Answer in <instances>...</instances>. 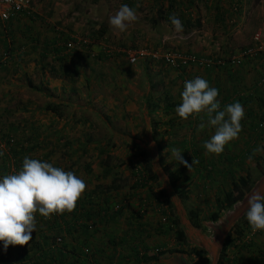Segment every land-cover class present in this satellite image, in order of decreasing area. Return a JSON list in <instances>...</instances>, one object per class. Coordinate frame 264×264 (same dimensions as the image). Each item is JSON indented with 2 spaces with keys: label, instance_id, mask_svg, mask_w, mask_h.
<instances>
[{
  "label": "rangeland",
  "instance_id": "1",
  "mask_svg": "<svg viewBox=\"0 0 264 264\" xmlns=\"http://www.w3.org/2000/svg\"><path fill=\"white\" fill-rule=\"evenodd\" d=\"M196 1L197 4L183 2L182 7L179 6L178 11L188 15L195 25L189 32L178 35L171 23L162 20L154 24L148 20L155 18L160 0H31L33 17L35 15L38 25L50 31L46 34L49 41L64 35H58V29L68 33L62 17L65 20L73 18L72 27L67 26L75 30L67 35L72 50L61 52L66 61H58L72 74L73 94L65 98L67 104L61 107L63 116L60 118L43 110L56 94L49 88L56 82L42 85L38 83L39 69L34 77V72L19 68L21 61L25 64L37 57L41 40L39 26L33 19H30L33 22L27 21L29 29L25 30L22 39L30 45L20 46L23 49L18 51V56H10L9 48H3L0 41V151L4 154V159H0V176L19 171V163L22 164L25 155L73 171L86 183L81 200L90 201L95 211L103 216L97 217L95 213L87 219L81 217L80 212L75 215L65 212L46 219L37 213L36 231L28 244L10 245L13 248L8 247L6 252L0 245V257L6 253L11 255L7 264H37L40 252L49 250L53 256L47 257L45 263L60 264L53 263V259L56 248L62 245L67 257L61 264H117L120 259L115 255L101 256L110 252L106 248L110 234L115 235V239L120 235L126 238L122 249L117 246L119 253L125 251L130 236V247L136 245L137 256H152L161 250L159 264H175L176 260L172 258L177 249L184 252L188 264H203L197 253L215 264V257L221 256L222 236L214 227L222 224L220 230L231 235L227 249L220 257L222 264H264V232L251 230L245 215L247 208L230 222L228 219L234 208L219 210L221 206H216V201L222 202L225 193L233 189L236 206L239 199L247 197L256 188L264 194V183L257 185L264 178V150L254 154L257 147L264 149V136L259 137L256 129L264 118V0H248L246 4L242 0L239 13L243 7L247 8L240 23L235 22L234 16H227L223 23L217 21V12L213 8L216 0ZM166 3L167 0L164 5ZM122 4L135 10L137 21L124 33H119L110 26L109 17L115 15ZM85 20L86 24L82 26ZM101 28L105 34L100 33ZM90 30L94 31L91 38L86 34ZM18 37L8 42H18ZM93 38L106 39L110 43L118 41L121 56L126 60L125 51L146 47L161 53L194 55L205 62L189 63L180 70L164 65L160 60L140 59L141 63L131 64V68L135 67L137 71L139 63L143 64L144 71L132 83L127 75L109 78L112 68H105V76H101L105 81L111 79L110 87L112 84L117 87L115 97L114 94L107 96L105 82L100 84V79L97 82V73L103 70L97 71V62L92 64L97 59L90 54ZM247 50L249 52L243 55ZM47 54L40 62L46 58L45 64H50V57L56 58L52 50ZM86 57L91 59L87 64L89 68L80 65ZM45 71L51 78L56 73L54 68L50 71L49 65ZM94 73L96 78H90ZM26 74L30 76V84ZM177 75H182L181 81ZM167 77L168 82L157 83ZM195 77L206 79L211 87L218 89L222 108L235 101L244 107L245 118L241 121L239 138L226 146L220 155L210 154L203 147L214 129L205 126L198 131L202 123L199 117L185 120L175 111L181 103L184 82ZM148 83L159 84V87H153L154 90L144 98L146 106L148 101L156 106L153 112L145 114V104L134 91L142 95ZM89 85L93 88H88ZM103 98L112 101L113 108H103ZM136 101L138 111L135 113L131 104L135 106ZM99 106L101 110H98ZM148 126L155 127L149 137L145 130ZM262 129L264 126H261V132ZM172 149L183 152L190 167L172 161ZM14 151L18 154H13ZM4 163L7 169L3 173ZM157 169L162 177L157 174ZM155 173L158 177L153 180L151 177ZM247 174L253 184L250 192L232 187V180ZM217 211L219 218L211 221L210 215ZM191 213L201 222L199 229L192 227ZM175 217L180 220L178 224L173 222ZM109 246L112 247L110 243ZM84 251L87 256L82 254ZM24 254L25 259L20 258ZM135 259L133 255L121 260L136 264Z\"/></svg>",
  "mask_w": 264,
  "mask_h": 264
},
{
  "label": "clouds",
  "instance_id": "2",
  "mask_svg": "<svg viewBox=\"0 0 264 264\" xmlns=\"http://www.w3.org/2000/svg\"><path fill=\"white\" fill-rule=\"evenodd\" d=\"M34 18L35 15L28 17ZM135 21L136 12L128 4H122L115 15L109 17L110 26L119 33H124ZM169 21L176 33L184 31L178 16L171 15ZM180 95L181 103L175 108L177 115L185 120L199 117L202 123L198 131L205 126L214 129L203 144L208 153L220 155L226 146L239 138L241 121L245 118L244 107L239 101L222 108L218 89L211 87L202 77L186 80ZM262 150L257 147L254 154ZM182 153L179 149H172V161L190 167ZM85 191V181L73 171L25 155L19 171L0 176V245L3 250L6 252L10 245L23 246L32 240L37 213L46 219L54 214L71 213ZM245 215L253 232H264V194L257 191L248 198Z\"/></svg>",
  "mask_w": 264,
  "mask_h": 264
},
{
  "label": "crops",
  "instance_id": "3",
  "mask_svg": "<svg viewBox=\"0 0 264 264\" xmlns=\"http://www.w3.org/2000/svg\"><path fill=\"white\" fill-rule=\"evenodd\" d=\"M152 1L154 2V0H152ZM163 1L166 2V0H163ZM153 2H151V5L152 6L154 4ZM183 2H184V4L186 3L185 1H183ZM137 4L138 3H136V5ZM67 18L68 19L65 20V18L63 19V17H62L61 18V21H63V23L66 24L63 27L68 31V33H65L62 29H58V32H57L58 35L61 34V33H63L65 36H67V35H69V33H72L73 34L75 32V30L73 28H71L72 27V23L71 22H73V18H71V17L70 18L67 17ZM27 21H29V23L34 21L35 25L39 26V31H40L39 38L41 40H40V44L37 47L38 48L37 49V52H36L37 57H35V60L32 59V60H30L27 63L25 62V64H27L28 66H26L25 64H22L23 61H21L20 64H19V68L22 67L21 70L22 71H25V72H26V70H27V72H34V77H36L37 70L39 69L40 70L39 71V77H40V79H38V83H41L43 85L44 82H50V81L51 82L52 81H55L56 82L55 84L51 85V87H49V88H51V92H55L56 93L55 96L51 98V101L57 99V100L62 101L64 104H67V101H66L67 99H65V98H69V96L71 94H73V93H71L72 90H73L72 87H71V85L74 82V79L71 77L72 74L70 75V73H68L69 70H68V68L65 65H61L59 63L61 59H57V58L50 57L51 60H52L50 64H45L47 62L46 61V58H45V60L43 62H40V60H42L41 59L42 56L44 57V54L45 55H48L47 53H49V51H48L49 47L51 48L53 46L52 43H54L55 40L58 37L56 39H55V37H53L52 39H50V41L47 40L46 34L48 32H50V31L46 30L45 28H42L40 24L38 25V23L36 22V19H33V21H32V20L28 19V17H26V16H20L17 19L13 20L7 26V28H4L5 26H3L2 24H0V41L2 43L1 46H4L3 48H5L6 50H7V48H9L10 56H11V54H12V56L13 55L18 56V51H22V49H23V48H20V46H25V48L28 47L30 45V43H26V41L22 39L23 38L22 36L24 35L25 30L29 29V27H27ZM86 21L87 20H85L83 22L82 26L86 24L85 23ZM67 26H71L70 29H68ZM99 31H100V33H104L105 34V30L103 28H101V30H99ZM93 33H94L93 30L86 31V34H88V36L90 38H91V35ZM18 35H19L18 42H17V40L14 43L13 42H11V43L8 42V41H12V40L16 39V37ZM117 35H120V34H117ZM178 35H181V34L178 33ZM119 38H120V36H118V39ZM37 40L38 39H35V41H37ZM112 40H114V39H112ZM61 44H62L61 42H58L57 45H56V48L57 47H60ZM91 44H92L91 45L92 47L90 49V51H91L90 54L92 56H94L95 58L99 59V60L95 59L94 62L92 61V64H95L97 62L96 63L97 64V71L103 70V71H100L99 73H97V77H98L97 78V82H98L99 79L101 80L100 84H102V83L105 82L104 90L107 93V96L109 94H112V95L114 94L113 96L115 97L116 96V91H114V90L117 89V87H116L115 84H112L111 87L109 86L110 85V82H111V79L109 80V78H111V77L121 78V77L127 75V76H129L128 81H130L132 83L135 79H137V77L139 76L140 72L144 71L143 64H139V63H141V61H139L138 65L136 66L138 68L137 71L135 70V67L134 68H131L132 67L131 64H129L128 61L121 56V53H120V50H119L120 47H119L118 41L117 42L110 43L109 41H106V39H103V40L102 39L101 40L99 39L98 40V39L93 38L91 40ZM115 46H117V47H115ZM69 54L70 53H67L66 55H69ZM57 55H60V53L59 54H55L56 57H57ZM61 56H63V55H61ZM86 58L81 61V64L80 65L85 66V68H89L88 65L90 64L91 59H89V57H86ZM25 61H27V60H25ZM65 61L66 60H64V62ZM142 63H144V60L142 61ZM48 65H49L50 71L52 70V68H54L56 70V73H54L55 75H53L52 78L49 75V73H47V71L43 72V70L45 68H47ZM29 67L33 71H30L28 69ZM105 68L107 70H109V68H112V72L108 74L109 78L106 81L104 80V77L101 76L102 74L105 76V74H104ZM57 71L59 72V74H57ZM166 71H168V73H171L172 72L171 70H166ZM122 72H125V74L122 75ZM95 74L96 73H94L93 75H91L90 78H96L95 77ZM131 75H132V78L130 77ZM26 76L28 78V83H30L29 82V81H31L30 76L28 74H26ZM177 76H178V78L181 81V76H179V75H177ZM167 80H168V77H167V79H165V80L162 79V80L158 81L157 83L168 82ZM85 84L87 85V83H85ZM100 84L98 86L99 87H102ZM148 85H149V83H148ZM90 87L93 88V85H89L88 88H90ZM129 87H131V85H129ZM153 87L154 88L157 87L156 89H158L159 84H156L155 86L154 85L147 86V88L143 91L142 95L141 94H138L136 91H134L135 92V95L138 96L139 99H141V103H143V105L145 104V108H146L145 109V114H148V113L153 112V107H154V109H156V106H154L155 104L152 101H148L149 103H147V106H146V103L143 102L144 101V98L146 99L148 97V94H150L152 92V90H154ZM64 94H66V97H61V96H64ZM150 98L151 97H149V99ZM138 101H136V105L135 106H134V104H131V108L135 109V113L138 111ZM114 103L116 104V102H114ZM112 104H113L112 101H110L108 99L106 101V98H103V101H102V107L103 108H105V107L108 108V106H110L109 108H113L112 107L113 106ZM98 110H101V107L100 106H99ZM154 126H151V127L148 126V128L147 127L145 128V130H146V136L147 137H149V134L152 135L154 133V129H155ZM260 130H258L259 131L258 136L259 137L260 136H264V129H262L263 132H261ZM263 143H264V137H263ZM109 242H110V240H109ZM115 242H116V245H112V247H110L109 246V243H108V246L106 248H109L110 249L109 250L110 252H106V254H103L101 256L107 257V256L110 255V257H112V256L115 255L117 258L120 259V263L117 262V264H126L127 262L122 261L121 259L122 258H130L133 255L135 256V254L137 253V252H135L136 246L133 245L132 247H130L131 246V244H130L131 240H127L126 244L128 243V245H126L125 251L123 252V250H122L123 253H121V252L119 253V252H116L117 246H120V248L122 249V246L125 245L124 244L125 241L123 240V236L122 235H120V237L118 236L117 237V240ZM9 248H13V247H9ZM106 248H105V250H106ZM123 249H124V247H123ZM217 257L218 256H216L215 258L217 259ZM220 257L221 256H219L218 258H220ZM134 261L137 264V260L135 259ZM167 264H168V262H167Z\"/></svg>",
  "mask_w": 264,
  "mask_h": 264
},
{
  "label": "trees",
  "instance_id": "4",
  "mask_svg": "<svg viewBox=\"0 0 264 264\" xmlns=\"http://www.w3.org/2000/svg\"><path fill=\"white\" fill-rule=\"evenodd\" d=\"M207 1L208 0H205V2H207ZM244 1H245V4L248 2V0H244ZM167 2L168 3H166V5H164V2L162 0H160V8L158 9L157 13L155 14V16H154L155 18H152V19L149 18L148 20H151V22L154 23V24H157L158 21H162V20H163V22L169 24L170 23L169 17L171 15L175 14L176 16H178L181 19V21H182V23L184 25V31L183 32L184 33L189 32L190 29L195 25V21L194 20H190L189 17H187L188 15L185 16L184 13H181V11H178V10H180V7H182L183 2L180 3L179 1H176V0H167ZM185 2L187 4H189V5L197 4L196 0H185ZM208 3H210V1ZM241 3H242V0H216V3L214 5V7H213L215 9V11L217 12L216 20L220 21L221 23H223V20L225 21L227 19V16H230V17L234 16V17H236V21L235 22L240 23L244 19V17L246 16L244 11L247 8V6L243 7L242 11L239 13L240 8H238V7L240 6ZM176 11H178V12H176ZM11 22L12 21H10L8 23H1L0 22V24L5 26L4 28H7V26ZM196 22L199 23V20H197ZM70 40L71 39H69V36H65V35L60 36V37H58V39L55 40L54 43H52L53 46L51 48L49 47L48 51L52 50V52H54L55 54H59L60 53V55H57L56 58L57 59H61L60 61H63L64 57L61 56L62 55L61 52L67 51V50H69V52H71V50H72V48L67 49V46H66V44ZM58 42H61L62 44L60 45V47L56 48V45H57ZM181 70H182V68H181ZM243 100H246V99H243ZM64 105H66V104H64L62 101L56 99V100H52L50 102H47L44 105L43 110L47 111V112H50V113H52V114H54V115H56L57 117L60 118V117L63 116L61 107H63ZM261 126H264V119H262L261 122L258 124V126H256L257 131H258V129H261ZM13 154H18V153L16 151H14ZM0 159H4V157L0 156ZM19 166L21 167L22 164L19 163ZM1 169L4 170V171H2L4 173L5 170L7 169L5 163L3 164ZM157 170H158L157 174H160L161 176H163L161 174L160 170L159 169H157ZM146 171L148 173H150V170L148 168L146 169ZM157 174L155 173V175H152L151 178L154 180V178L158 177ZM263 183H264V178H261L259 180V182L257 183V185H262ZM231 185H232L233 188H236L238 190L245 189L247 191H249L250 188H252V186H253V184L250 183V176L248 174L245 175L244 177L237 178L236 181L232 180L231 181ZM258 190H259V188H256L254 192H256ZM253 193H251L250 195H247V197H245L243 199H239L240 203H239L238 206H236V201L237 200L233 199V194H234V189H233L232 191H228V192L225 193V195H224V197L222 199V202L216 201V206L217 207L221 206V208L219 210H222L223 208H232L233 207L234 208L233 213H231V216L229 217L228 221H230V222L234 221V220L237 219L238 213H240L242 209L245 210L247 208V200ZM85 201H87V203ZM85 201L81 200V198H80L78 200L77 204H76L75 210L73 212H71V213H73V215H75L76 212L77 213L80 212V216L81 217H83V218L85 217L87 219H90V216L92 214L97 213V212L95 211L94 206H93V204L90 201H88V200H85ZM96 216L97 217L98 216L99 217H103V216H101L98 213H97ZM191 216L193 218V219H191L192 227L199 229L200 226H201V222L198 220L196 214L191 213ZM218 218H219V211H217L216 213H212L210 215V220L211 221H216ZM173 222H174V224H178L180 222V220H179L178 217H175ZM220 226L222 227L223 224L220 225ZM220 226L217 225V227H214V230L219 235L222 236L221 243H220V249H219V255L222 256L225 253L226 249H227L228 242L230 241V236L231 235L229 233H225L223 230H220L221 229ZM235 227L237 228L238 224H236ZM237 230L239 232H241L242 229L240 230V229L237 228ZM109 238H110V242L109 243L111 245L116 244L115 241L117 239H115V235L110 234ZM129 238H130V236H128L127 239L130 240ZM123 240L125 241L126 238H123ZM182 240H185V239H182ZM63 249H64L63 245L60 248H56L57 252H56L55 258L53 259V263L54 262H58V263L61 264L62 260L67 257L66 256V252L63 251ZM176 252L177 253H173L175 255V257H173V258L171 257L172 259L176 260L174 263L175 264H188L187 260L185 259L184 255H183L184 252L181 251L180 249H177ZM160 253H162L161 250L159 251V253H157L155 255H152V256H146L144 254L143 255L141 254V255L137 256L135 254V257H136V260H137L138 264H159L160 260L158 259V256L160 255ZM82 254L87 256L85 252H82ZM197 254H198L199 258L201 259V261H203V264H210V261L208 259L203 258L199 253H197ZM15 255H17V254H15ZM25 255L26 254L20 256V258L25 259ZM50 256L51 257L53 256L51 250L44 251L42 253L40 252V257L38 258V263L37 264H44L45 261H46V258L50 257ZM10 257H11L10 253H6L4 255V257H0V264H7V260ZM41 261H42V263H41ZM45 264H48V263H45ZM215 264H222L221 259L217 258L216 261H215Z\"/></svg>",
  "mask_w": 264,
  "mask_h": 264
},
{
  "label": "built area",
  "instance_id": "5",
  "mask_svg": "<svg viewBox=\"0 0 264 264\" xmlns=\"http://www.w3.org/2000/svg\"><path fill=\"white\" fill-rule=\"evenodd\" d=\"M30 4L31 0H0V22L8 23L20 16L33 18L34 13L30 8ZM66 46L67 49L71 48V44L69 42L66 44ZM247 52H249V50L243 51V55ZM125 55L128 63L130 64H135L140 59H149L152 61L160 60L162 63H164V65L180 70L189 63L199 65L204 64L205 62L194 55H181L180 53L171 51L161 53L159 50L147 49L146 47H138L133 50L125 51ZM59 240L60 239H58V241Z\"/></svg>",
  "mask_w": 264,
  "mask_h": 264
}]
</instances>
